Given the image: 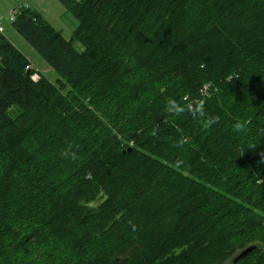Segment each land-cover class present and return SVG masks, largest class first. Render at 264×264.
Segmentation results:
<instances>
[{
    "label": "trees",
    "instance_id": "16d2710c",
    "mask_svg": "<svg viewBox=\"0 0 264 264\" xmlns=\"http://www.w3.org/2000/svg\"><path fill=\"white\" fill-rule=\"evenodd\" d=\"M62 2L63 80L0 35V264H264V0Z\"/></svg>",
    "mask_w": 264,
    "mask_h": 264
},
{
    "label": "rangeland",
    "instance_id": "374dc122",
    "mask_svg": "<svg viewBox=\"0 0 264 264\" xmlns=\"http://www.w3.org/2000/svg\"><path fill=\"white\" fill-rule=\"evenodd\" d=\"M25 4L29 9L38 13L54 29L60 31L63 36L70 39L76 26L77 18L67 10L62 0H0V19L4 26V34L29 58L26 69L32 72L35 80H39L42 74L50 79L63 80L60 75L52 70V67L39 55V53L13 28L9 19L10 11L17 5ZM76 46L79 48L80 44ZM215 85V84H214ZM211 90H213L211 88ZM186 100V98H185Z\"/></svg>",
    "mask_w": 264,
    "mask_h": 264
},
{
    "label": "clouds",
    "instance_id": "9594fccd",
    "mask_svg": "<svg viewBox=\"0 0 264 264\" xmlns=\"http://www.w3.org/2000/svg\"><path fill=\"white\" fill-rule=\"evenodd\" d=\"M167 107L176 115H179L183 113L184 111L190 112L193 116L195 117H203L204 112H203V105L196 106L195 104L187 107H181L178 105L175 100L169 99L167 103ZM213 122V119L210 118L208 120V123L211 124Z\"/></svg>",
    "mask_w": 264,
    "mask_h": 264
},
{
    "label": "built area",
    "instance_id": "2783aa9c",
    "mask_svg": "<svg viewBox=\"0 0 264 264\" xmlns=\"http://www.w3.org/2000/svg\"><path fill=\"white\" fill-rule=\"evenodd\" d=\"M28 8V6H26L24 3L22 5H17L16 7H14L10 13H9V19L11 22L15 21L16 17L19 15V13L21 12V10ZM2 19V18H1ZM0 19V35H2L5 31L3 23ZM211 88V85H205L203 88V94L206 95L209 93V90Z\"/></svg>",
    "mask_w": 264,
    "mask_h": 264
},
{
    "label": "water",
    "instance_id": "95a60500",
    "mask_svg": "<svg viewBox=\"0 0 264 264\" xmlns=\"http://www.w3.org/2000/svg\"><path fill=\"white\" fill-rule=\"evenodd\" d=\"M257 245H249L248 247H246L243 251H241L237 257L235 258V262L239 261L240 259H242L243 257L247 256L248 254H250L251 252H254L257 249Z\"/></svg>",
    "mask_w": 264,
    "mask_h": 264
}]
</instances>
